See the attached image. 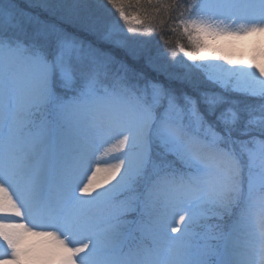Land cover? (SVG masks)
I'll use <instances>...</instances> for the list:
<instances>
[{
    "label": "snow or ice",
    "instance_id": "6c2138e0",
    "mask_svg": "<svg viewBox=\"0 0 264 264\" xmlns=\"http://www.w3.org/2000/svg\"><path fill=\"white\" fill-rule=\"evenodd\" d=\"M257 35L264 0H0V264H264V65L213 43Z\"/></svg>",
    "mask_w": 264,
    "mask_h": 264
},
{
    "label": "rangeland",
    "instance_id": "374dc122",
    "mask_svg": "<svg viewBox=\"0 0 264 264\" xmlns=\"http://www.w3.org/2000/svg\"><path fill=\"white\" fill-rule=\"evenodd\" d=\"M166 3H173V2H179V0H165ZM66 3L71 6L72 4V0H66ZM89 3H91V0H89ZM130 13L134 12V11H140V9H137L135 7V5H133L132 7H129L127 9ZM165 18V20L167 21V13H163L162 14ZM172 15H175V13H172ZM165 26H167V29L170 30L171 27L173 26L171 24V22H166ZM164 26V27H165ZM126 27V26H124ZM164 27L163 28H154L152 31V37H151V41H150V46L155 48H163V49H167L168 47H170L171 45L169 44H165L162 42L163 40V36L165 35L164 32ZM170 28V29H169ZM103 31H107V28L104 27ZM171 31V30H170ZM167 32V30H166ZM172 32V31H171ZM174 33V32H172ZM156 37H158L157 40H154ZM254 37L253 40H251V38ZM177 39L176 34L174 33V39H171V41H175ZM157 41V42H156ZM232 41V42H231ZM184 43H187V41H183ZM231 42V43H230ZM263 42V38L262 36H250V37H240V38H236V37H232V38H217L216 41H214V46L219 49V47L221 48H225V46H228L229 44V52L233 53V54H238L239 57H242L244 55V53L246 52V50L248 49L249 53L248 56L246 58H241V61H247V60H255V61H260L261 65H264V58L262 59V57H259L260 53H264V43ZM220 50V49H219ZM257 51L259 54H253L251 53V51ZM221 51V50H220ZM240 56V54H242ZM253 54V55H252ZM238 57V58H239ZM25 235V234H24ZM27 236V235H26ZM27 237H30L29 235ZM29 243V242H28ZM32 244H34V240L32 241ZM23 246L26 248L27 246L23 244ZM31 249V248H30ZM31 253H33V249L29 250ZM53 250H45V248H43L42 250H38V253H34V255L38 256V257H44L47 254H49L50 252H52ZM38 260H43V259H38Z\"/></svg>",
    "mask_w": 264,
    "mask_h": 264
},
{
    "label": "bare ground",
    "instance_id": "6f19581e",
    "mask_svg": "<svg viewBox=\"0 0 264 264\" xmlns=\"http://www.w3.org/2000/svg\"><path fill=\"white\" fill-rule=\"evenodd\" d=\"M262 38H263V42L262 43H264V36H262ZM254 39V37H252L251 38V40H253ZM232 42V41H231ZM230 42V43H231ZM221 51H220V50ZM219 51H220V54L221 55H224V56H228L230 59H233V60H236V61H241L242 59L241 58H243V56H244V58H246L247 56H248V49L246 50V52L244 53V55H243V53L242 54H240V56L241 55H243L242 57H239V55L238 54H233V53H230L229 52V44H228V46H225V48H221V47H219ZM251 53H253V54H259L256 50L255 51H251ZM252 54V55H253ZM239 57V58H238ZM259 57H262V59L264 58V53H260L259 54ZM264 61V60H263ZM256 63H259V64H261L260 63V61H255ZM227 66V65H226ZM96 159H101V158H104L103 157V155H102V152L101 151H97L96 152V157H95ZM34 240V244H32V241ZM29 242V243H28ZM22 244H24V245H26L27 247H26V249L27 250H32L33 249V254L34 253H38V250H42L43 248H45V250H54V246L49 242V240L46 238V239H43V240H38L37 238H35V237H27L26 235H24L23 236V240H22ZM36 247V248H35ZM31 248V249H30ZM35 248V249H34ZM34 264H54V261H49V260H46V259H43V260H36L35 262H34Z\"/></svg>",
    "mask_w": 264,
    "mask_h": 264
},
{
    "label": "trees",
    "instance_id": "16d2710c",
    "mask_svg": "<svg viewBox=\"0 0 264 264\" xmlns=\"http://www.w3.org/2000/svg\"><path fill=\"white\" fill-rule=\"evenodd\" d=\"M165 29L167 30V32H166ZM164 30H165V32H164L165 35L163 36L162 42H164V41H171V39H174V33H172L170 30H168L167 29V26L164 27ZM157 39H158V37H156L154 40H157Z\"/></svg>",
    "mask_w": 264,
    "mask_h": 264
}]
</instances>
